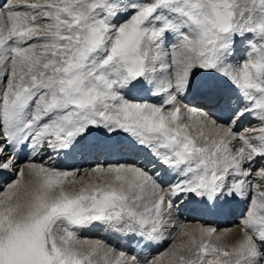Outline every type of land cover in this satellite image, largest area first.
Segmentation results:
<instances>
[{
	"label": "snow or ice",
	"instance_id": "6c2138e0",
	"mask_svg": "<svg viewBox=\"0 0 264 264\" xmlns=\"http://www.w3.org/2000/svg\"><path fill=\"white\" fill-rule=\"evenodd\" d=\"M0 264H264V0H0Z\"/></svg>",
	"mask_w": 264,
	"mask_h": 264
},
{
	"label": "bare ground",
	"instance_id": "6f19581e",
	"mask_svg": "<svg viewBox=\"0 0 264 264\" xmlns=\"http://www.w3.org/2000/svg\"><path fill=\"white\" fill-rule=\"evenodd\" d=\"M234 221L231 218H223L218 221V226L222 225L220 228H230L233 226Z\"/></svg>",
	"mask_w": 264,
	"mask_h": 264
},
{
	"label": "rangeland",
	"instance_id": "374dc122",
	"mask_svg": "<svg viewBox=\"0 0 264 264\" xmlns=\"http://www.w3.org/2000/svg\"><path fill=\"white\" fill-rule=\"evenodd\" d=\"M85 166H87V165H85ZM222 225H220V226H218V227H221ZM222 228H225V227H222ZM90 235H93V236H96L97 234L96 233H92V234H90ZM100 237H103L105 234L104 233H99L98 234Z\"/></svg>",
	"mask_w": 264,
	"mask_h": 264
}]
</instances>
